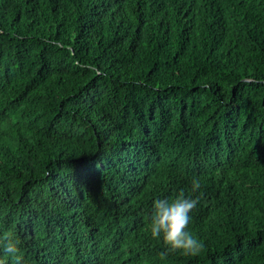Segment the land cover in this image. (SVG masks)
<instances>
[{
    "label": "trees",
    "instance_id": "trees-1",
    "mask_svg": "<svg viewBox=\"0 0 264 264\" xmlns=\"http://www.w3.org/2000/svg\"><path fill=\"white\" fill-rule=\"evenodd\" d=\"M181 190L204 247L161 259ZM5 233L22 264H264V0H0Z\"/></svg>",
    "mask_w": 264,
    "mask_h": 264
},
{
    "label": "clouds",
    "instance_id": "clouds-1",
    "mask_svg": "<svg viewBox=\"0 0 264 264\" xmlns=\"http://www.w3.org/2000/svg\"><path fill=\"white\" fill-rule=\"evenodd\" d=\"M199 189H201L200 181L193 179L192 192L195 193ZM199 200L200 196L186 197L183 190L174 200L160 198L154 200L149 230L152 238L163 239L166 250L159 253L161 259H166L170 253L176 251L190 256H196L202 251L203 243L187 231L191 220L190 213L196 208ZM0 246L3 247L5 254L11 255L16 264H22L19 256V241L14 240L10 233L0 237ZM0 264H5V261L0 260Z\"/></svg>",
    "mask_w": 264,
    "mask_h": 264
}]
</instances>
